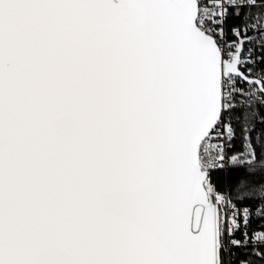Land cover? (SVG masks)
Segmentation results:
<instances>
[{"label": "snow or ice", "instance_id": "snow-or-ice-1", "mask_svg": "<svg viewBox=\"0 0 264 264\" xmlns=\"http://www.w3.org/2000/svg\"><path fill=\"white\" fill-rule=\"evenodd\" d=\"M0 264H264V0H0Z\"/></svg>", "mask_w": 264, "mask_h": 264}]
</instances>
